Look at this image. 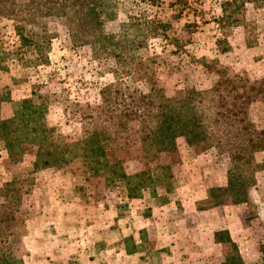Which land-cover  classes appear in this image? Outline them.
<instances>
[{
    "label": "rangeland",
    "instance_id": "obj_1",
    "mask_svg": "<svg viewBox=\"0 0 264 264\" xmlns=\"http://www.w3.org/2000/svg\"><path fill=\"white\" fill-rule=\"evenodd\" d=\"M100 2L104 8L98 17L101 26L92 33L88 31L92 16L82 21V30L74 14L67 16L73 10L85 16L79 7L81 0H0L1 119H9L15 105L34 92L46 96L48 126L72 141L78 140L82 130L73 113L84 107L96 110L101 89L113 84L114 70L120 72L115 59L99 50L101 39L97 34L102 30L112 35V48L117 54L121 52L119 46L130 47L133 39L142 38L132 29L138 19L170 25L165 33L156 31L144 48L136 50L140 62L142 58L154 59L149 66L168 104H174L189 90L210 89L223 75L239 76L264 92V0ZM17 27L27 39L24 45ZM135 86L145 90L138 81L131 87ZM248 116L264 130V101L254 103ZM150 126L154 123L135 121L127 131L114 134L107 159L122 160L128 175L158 164L170 167L173 177L169 181L162 175L159 186L142 191L140 198L130 201L124 191L110 189L101 178L84 175L77 163L61 170L47 168L32 173L33 150L17 165L4 162L5 154L1 153L0 254L16 259L8 264H151L123 251L135 248L133 236L146 223L141 211L169 200L178 203V210L180 203H191L192 208L194 201L197 209H209L201 226L211 221L212 233L228 227L243 261L262 264L264 151L253 156L257 167L253 184L248 183L246 202L232 204L230 198L219 197L217 206L207 208L205 193L227 184L231 166L228 157L203 145L189 147L183 138L177 139L174 150L152 156L139 142L141 131ZM151 173L159 175L158 170ZM22 176L29 179L22 184L28 192L18 201L5 199L4 185L12 183L15 188L21 185ZM144 239L142 247L147 251L168 244L152 235ZM174 240L172 245L176 246L197 238L189 235L185 240ZM210 250L212 256L202 264H221L232 251L227 244L210 246ZM146 256L150 260L156 257L151 253ZM158 259L152 264H161Z\"/></svg>",
    "mask_w": 264,
    "mask_h": 264
},
{
    "label": "trees",
    "instance_id": "obj_2",
    "mask_svg": "<svg viewBox=\"0 0 264 264\" xmlns=\"http://www.w3.org/2000/svg\"><path fill=\"white\" fill-rule=\"evenodd\" d=\"M81 1L83 4L79 7L85 16L76 10L67 16L71 18L74 14L80 30L85 24L82 21L92 16L89 21L92 28L88 31L94 33L96 27L101 26L98 17L104 13L102 2ZM168 28V23L158 20H136L132 29L142 38L138 41L133 39L130 47L119 46L121 52L117 54H114L116 50L111 44L113 36L103 34L102 30L98 32V39H101L99 50L115 59L120 72L114 70L113 84L101 89L100 105L96 110L84 107L73 113L82 130L80 138L72 141L49 127L46 96L32 92L31 98L15 105L9 119L0 117V154H5L4 162L21 164L28 151L33 150L32 173L47 168L61 170L77 163L84 175L101 178L110 189L124 191L127 201L134 200L141 197L142 191L159 186L162 175L170 181L173 177L170 167L156 164L151 166V170L128 175L122 160L110 162L107 155L114 134L127 131L135 121L153 122L154 126L144 128L139 137L142 149L150 151L152 156L174 150L177 139L183 138L189 147L203 145L228 157L231 166L227 172V184L206 192L207 208L217 206L219 197L230 198L232 204L246 202L248 183L253 184L257 167L253 156L264 151V130L249 120L248 110L254 103L264 101L263 88L249 85L239 76L223 75L210 89L189 90L174 104H168L149 66L154 59L142 58L140 62L141 58L136 56V50L144 48L143 45L156 31L165 33ZM21 29L16 28L20 43L24 45L27 39L20 35ZM85 29L89 27L85 26ZM137 81L144 85L145 90L131 87ZM152 170H158L159 175H152ZM26 181L29 179L22 176L21 185ZM167 183L169 186L170 182ZM12 185L6 183L2 191L9 201H18L28 192L24 185L19 184L15 188ZM19 223L23 224L21 219ZM213 238L216 244H227L232 249L221 264H246L227 231L215 232ZM260 253L264 264V245ZM9 261L16 262V259L13 255L4 258V254H0V264H8Z\"/></svg>",
    "mask_w": 264,
    "mask_h": 264
},
{
    "label": "crops",
    "instance_id": "obj_3",
    "mask_svg": "<svg viewBox=\"0 0 264 264\" xmlns=\"http://www.w3.org/2000/svg\"><path fill=\"white\" fill-rule=\"evenodd\" d=\"M206 197L207 193H205V199ZM202 199H204V196ZM190 204L182 202L180 203L181 209L178 210V203L169 200L164 204L157 203L147 208L146 211H141L140 216L146 223L137 232V235L133 236L135 248L132 250L124 248V254L126 256H138L139 259L144 258V260L151 264L156 262L158 258V262L161 261V264H188L190 261L194 262L195 259L197 261L199 258L202 259L201 261H197V264L204 263L206 257L212 256L210 246L217 248L220 245L214 242V233L217 231H227L232 240L231 231L226 227L224 229H216L212 233L210 230L211 221L206 222L204 220L205 224L201 226V220L209 209H197L195 201L192 203V208ZM177 211L180 213L178 216H175L174 213ZM206 226H208V229ZM146 235H152L156 239L159 237V240L164 238V241L168 242V244L153 252L150 249L149 251L144 250L145 248L142 246L144 245V237ZM189 235L197 238V240H185ZM179 237L183 238L185 242L181 245H172V243L176 242L174 238ZM147 253L148 255L151 253L156 256L155 259L150 260L149 256L144 257ZM195 254H199V257H192Z\"/></svg>",
    "mask_w": 264,
    "mask_h": 264
}]
</instances>
